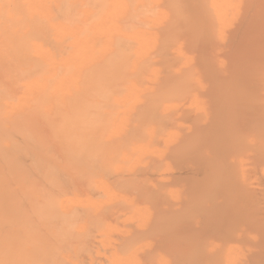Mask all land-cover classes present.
I'll use <instances>...</instances> for the list:
<instances>
[{
	"label": "bare ground",
	"instance_id": "6f19581e",
	"mask_svg": "<svg viewBox=\"0 0 264 264\" xmlns=\"http://www.w3.org/2000/svg\"><path fill=\"white\" fill-rule=\"evenodd\" d=\"M0 264H264V0H0Z\"/></svg>",
	"mask_w": 264,
	"mask_h": 264
}]
</instances>
